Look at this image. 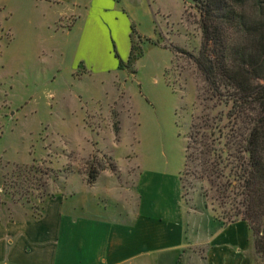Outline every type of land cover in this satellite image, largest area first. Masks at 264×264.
<instances>
[{"label": "rangeland", "instance_id": "rangeland-1", "mask_svg": "<svg viewBox=\"0 0 264 264\" xmlns=\"http://www.w3.org/2000/svg\"><path fill=\"white\" fill-rule=\"evenodd\" d=\"M3 7L0 0L4 217L31 218L57 196L117 215L125 205L134 206L132 190L142 167L182 176L192 118L201 107L193 66L169 48L197 55L201 32L193 0H153L156 38L146 42L132 34L133 58L124 69L90 74L74 66V51L63 50L68 40L49 34L35 11L23 7L7 15ZM220 109L209 113L216 116ZM14 165L34 170L19 172L22 185L13 195L1 176L8 177ZM193 171L199 168L189 163L180 180L182 198L226 221L230 207H220L214 190Z\"/></svg>", "mask_w": 264, "mask_h": 264}, {"label": "crops", "instance_id": "crops-1", "mask_svg": "<svg viewBox=\"0 0 264 264\" xmlns=\"http://www.w3.org/2000/svg\"><path fill=\"white\" fill-rule=\"evenodd\" d=\"M107 2V3H105ZM8 15L31 8L49 34L74 51L75 67L114 73L127 63L131 26L139 39L156 38L153 0H2ZM180 172L141 168L134 206L122 213L57 196L40 217H4L0 208V264H253L245 222L224 224L208 207L185 202Z\"/></svg>", "mask_w": 264, "mask_h": 264}, {"label": "trees", "instance_id": "trees-1", "mask_svg": "<svg viewBox=\"0 0 264 264\" xmlns=\"http://www.w3.org/2000/svg\"><path fill=\"white\" fill-rule=\"evenodd\" d=\"M193 1L201 32L197 55L169 48L193 66L198 80L195 102L201 107L192 118L182 176L189 163L199 168L192 174L214 190L220 207H230L223 223L245 222L258 264H264V0ZM131 31L132 37L134 26ZM132 49L131 42L126 64L113 50L119 69L133 58ZM216 108H221L217 115H210ZM33 170L14 165L8 177L1 176L2 187L13 188L14 195L22 185L19 172ZM89 178L94 180L96 172ZM7 219L15 220L10 214Z\"/></svg>", "mask_w": 264, "mask_h": 264}]
</instances>
